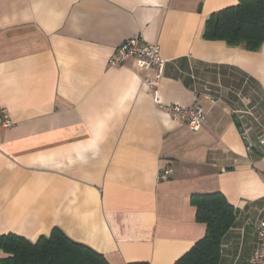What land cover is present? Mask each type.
I'll return each instance as SVG.
<instances>
[{"label": "crops", "instance_id": "obj_1", "mask_svg": "<svg viewBox=\"0 0 264 264\" xmlns=\"http://www.w3.org/2000/svg\"><path fill=\"white\" fill-rule=\"evenodd\" d=\"M238 2L0 0V113L13 123L0 128V236L36 242L58 227L110 264H174L206 233L191 197L221 192L239 214L220 264H250L264 219V44L203 38ZM133 37L160 46L163 104L198 98L199 132L154 102L143 79L155 68L110 67Z\"/></svg>", "mask_w": 264, "mask_h": 264}, {"label": "trees", "instance_id": "obj_2", "mask_svg": "<svg viewBox=\"0 0 264 264\" xmlns=\"http://www.w3.org/2000/svg\"><path fill=\"white\" fill-rule=\"evenodd\" d=\"M203 38L257 52L264 44V0H239L238 4L211 14ZM196 220L206 233L174 264H220L222 243L234 226L239 210L221 192L193 195ZM0 264H110L104 255L76 242L56 227L36 242L8 234L0 236Z\"/></svg>", "mask_w": 264, "mask_h": 264}, {"label": "built area", "instance_id": "obj_3", "mask_svg": "<svg viewBox=\"0 0 264 264\" xmlns=\"http://www.w3.org/2000/svg\"><path fill=\"white\" fill-rule=\"evenodd\" d=\"M134 60L136 65L145 71L156 69L153 78L145 77L143 83L149 91L155 94L154 102L175 121L184 122L193 133L201 130L206 120V113L203 106L196 98L192 107H181L176 105H165L158 98V82L164 75L166 61L162 58L159 45H150L143 41L141 37H133L123 42L109 60L112 68H120L128 61ZM13 123L7 116L0 113V128H10ZM172 174V169L161 170L158 174L159 181H166ZM257 246L250 258V264H264V219L258 223Z\"/></svg>", "mask_w": 264, "mask_h": 264}]
</instances>
